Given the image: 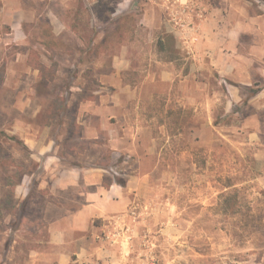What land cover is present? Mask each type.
<instances>
[{"label":"rangeland","instance_id":"374dc122","mask_svg":"<svg viewBox=\"0 0 264 264\" xmlns=\"http://www.w3.org/2000/svg\"><path fill=\"white\" fill-rule=\"evenodd\" d=\"M213 3L133 0L127 6L126 0H101L96 9L104 37L100 70L109 72L114 56H128L129 48L132 63L121 75L132 88V111L140 102L136 117L145 128L139 154L119 156L122 163L127 161L120 180L128 178L125 173L135 178L128 209L108 222L116 227L113 242L119 245L122 264H264V152L257 155L261 148L254 139L256 123L241 121L246 115H238L239 105L229 106L230 81L213 64L212 52L221 50L207 36ZM40 29L44 38L60 43L46 19ZM83 30L87 38L92 36L90 24ZM32 34L37 40V30L32 28ZM70 39L75 43L74 37ZM150 54L174 69L166 93L147 92ZM91 61L56 60L61 73L53 91L55 100L67 93L70 84L85 85L84 95H91L93 89L114 90L104 83L108 76L101 81L89 72ZM196 85L198 106L191 107L186 105L187 96L191 88L194 94ZM6 141L7 164L16 157L22 168H8V187L0 189V231H6L0 241L5 238L9 246L15 239L14 251L25 249L19 258L22 263L28 258V246L47 244L42 219L46 196L34 187L29 201L15 197V185L37 165L19 141ZM103 153L112 156L111 150H94L95 156ZM107 164L111 165L110 159Z\"/></svg>","mask_w":264,"mask_h":264},{"label":"crops","instance_id":"0c3cea01","mask_svg":"<svg viewBox=\"0 0 264 264\" xmlns=\"http://www.w3.org/2000/svg\"><path fill=\"white\" fill-rule=\"evenodd\" d=\"M100 1L0 0V189L8 187V168H22L16 157H12V165L7 164L6 139L19 141L30 151L37 170L21 177L14 187L15 197L25 200L34 187L44 192L42 219L48 230L47 244L29 249L22 263L19 258L25 249L14 251L17 241L7 246L4 238L0 241V264H122L117 253L119 245L113 242L116 227L108 222L113 223L128 209L135 178L125 173V185L120 183V172L125 170L122 165L127 161L122 163L119 156L139 154L145 128L136 117L140 102L132 111V88L124 84L121 75L132 63L129 48L128 56H114L109 72L100 70V46L104 40L96 14ZM132 2L126 0L127 6ZM211 7L207 36L221 49L212 52L213 64L231 82L226 86L229 106L239 105L238 115H246L241 121L256 123L254 139L260 141L257 155H261L264 0H214ZM45 19L52 36L60 41L58 45L41 34ZM86 24L93 28L90 38L83 30ZM32 28L37 30L35 41ZM71 37L75 43H71ZM154 55L148 57L146 69V82L151 87L147 92L151 95L166 93L167 81L174 78V69ZM62 57L91 59L89 72L100 76L101 81L108 76L104 83L114 90L93 89L90 98L80 101L85 85L70 84L67 93H60L55 100L53 91L61 73V65L58 69L55 65ZM41 64L46 66L43 72L48 75L55 71L57 76L44 82ZM197 89L196 85L194 94L190 89L186 105L198 106ZM179 101L182 106L183 98ZM99 148L111 150V158L105 153L95 156L94 150ZM5 232L4 229L0 234Z\"/></svg>","mask_w":264,"mask_h":264},{"label":"trees","instance_id":"16d2710c","mask_svg":"<svg viewBox=\"0 0 264 264\" xmlns=\"http://www.w3.org/2000/svg\"><path fill=\"white\" fill-rule=\"evenodd\" d=\"M35 52V51H34ZM32 61V60H31ZM41 66V70L40 71H42V79H43V81L44 82H47V81H49V79H53L54 77H55V71H54V73L53 74H46L45 72H43V70L44 69H46V66L44 65V64H41L40 65ZM55 70V69H54ZM91 97V95H84V93L83 94H81L80 96H79V100L81 101V100H83V99H88V98H90ZM7 156H10V154H8V152H7ZM120 183H122L123 185H125V182L124 181H121L120 180ZM33 190V189H32ZM33 197V194H32V191H31V193H30V195L24 200V202H27V201H29L31 198ZM40 246H33V247H29L28 246V249H35V248H39Z\"/></svg>","mask_w":264,"mask_h":264},{"label":"built area","instance_id":"2783aa9c","mask_svg":"<svg viewBox=\"0 0 264 264\" xmlns=\"http://www.w3.org/2000/svg\"><path fill=\"white\" fill-rule=\"evenodd\" d=\"M182 25L185 26V23H183Z\"/></svg>","mask_w":264,"mask_h":264}]
</instances>
